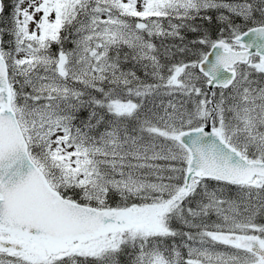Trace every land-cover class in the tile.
I'll return each mask as SVG.
<instances>
[{"label": "snow or ice", "instance_id": "1", "mask_svg": "<svg viewBox=\"0 0 264 264\" xmlns=\"http://www.w3.org/2000/svg\"><path fill=\"white\" fill-rule=\"evenodd\" d=\"M0 264H264V0H0Z\"/></svg>", "mask_w": 264, "mask_h": 264}, {"label": "trees", "instance_id": "2", "mask_svg": "<svg viewBox=\"0 0 264 264\" xmlns=\"http://www.w3.org/2000/svg\"><path fill=\"white\" fill-rule=\"evenodd\" d=\"M13 2V0H5L6 5H10ZM9 8H6V13L9 11Z\"/></svg>", "mask_w": 264, "mask_h": 264}]
</instances>
